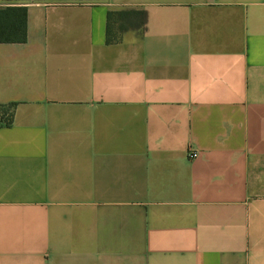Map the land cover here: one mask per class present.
<instances>
[{
  "label": "crops",
  "instance_id": "1",
  "mask_svg": "<svg viewBox=\"0 0 264 264\" xmlns=\"http://www.w3.org/2000/svg\"><path fill=\"white\" fill-rule=\"evenodd\" d=\"M12 2L0 264H264V0Z\"/></svg>",
  "mask_w": 264,
  "mask_h": 264
},
{
  "label": "trees",
  "instance_id": "2",
  "mask_svg": "<svg viewBox=\"0 0 264 264\" xmlns=\"http://www.w3.org/2000/svg\"><path fill=\"white\" fill-rule=\"evenodd\" d=\"M28 8L14 2L0 3V43L25 42L27 40ZM147 12L141 9L110 10L107 22V42L116 43L125 32H143L147 22ZM9 107L0 106V115L8 113L6 123L12 121Z\"/></svg>",
  "mask_w": 264,
  "mask_h": 264
},
{
  "label": "rangeland",
  "instance_id": "3",
  "mask_svg": "<svg viewBox=\"0 0 264 264\" xmlns=\"http://www.w3.org/2000/svg\"><path fill=\"white\" fill-rule=\"evenodd\" d=\"M7 1H29V0H0V3H4ZM32 1H36V0H32ZM62 1H67V2H89V1H94V0H62Z\"/></svg>",
  "mask_w": 264,
  "mask_h": 264
},
{
  "label": "built area",
  "instance_id": "4",
  "mask_svg": "<svg viewBox=\"0 0 264 264\" xmlns=\"http://www.w3.org/2000/svg\"><path fill=\"white\" fill-rule=\"evenodd\" d=\"M188 155L190 158H195L199 155L198 151H194V150H189L188 151Z\"/></svg>",
  "mask_w": 264,
  "mask_h": 264
}]
</instances>
